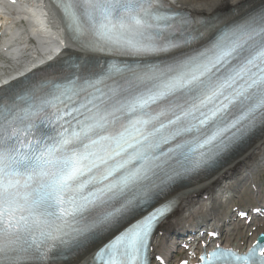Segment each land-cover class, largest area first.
<instances>
[{
  "label": "snow or ice",
  "instance_id": "6c2138e0",
  "mask_svg": "<svg viewBox=\"0 0 264 264\" xmlns=\"http://www.w3.org/2000/svg\"><path fill=\"white\" fill-rule=\"evenodd\" d=\"M58 6L81 49L113 59L0 94V264H58L115 229L164 177L198 170L264 123V7L216 28L165 0ZM165 211L115 235L96 264H149ZM199 261L264 264V233L246 251L217 246Z\"/></svg>",
  "mask_w": 264,
  "mask_h": 264
},
{
  "label": "bare ground",
  "instance_id": "6f19581e",
  "mask_svg": "<svg viewBox=\"0 0 264 264\" xmlns=\"http://www.w3.org/2000/svg\"><path fill=\"white\" fill-rule=\"evenodd\" d=\"M165 1L192 15L210 18L214 14L230 13L258 0ZM2 6L0 12L4 16L0 19V81L5 79V74L18 69L25 61V48L42 47L47 42L58 46L57 40L61 37L59 13L47 0H18V3L8 1ZM66 49L70 53L89 56L72 42L66 44ZM263 167L264 131L212 173L171 194L169 199H172L176 208L158 226L151 244L153 252L164 254L174 248L177 239L179 242L183 240L180 232L187 231L184 227L186 224L199 225L208 231L216 228L219 239L230 244L245 241L248 233H253L254 236L259 231H264V218L253 221L248 226L227 222L231 207L248 205L264 198V185L256 180V175ZM191 244L193 240L189 242ZM91 254L92 250L80 260L66 264H87Z\"/></svg>",
  "mask_w": 264,
  "mask_h": 264
},
{
  "label": "rangeland",
  "instance_id": "374dc122",
  "mask_svg": "<svg viewBox=\"0 0 264 264\" xmlns=\"http://www.w3.org/2000/svg\"><path fill=\"white\" fill-rule=\"evenodd\" d=\"M263 177H264V167L261 168L260 171L258 172V174L256 175V180H258V178H259V180L262 181ZM259 180H258V182L260 183ZM260 184L263 185L262 183H260ZM189 189H190V187L187 188V191H188Z\"/></svg>",
  "mask_w": 264,
  "mask_h": 264
}]
</instances>
